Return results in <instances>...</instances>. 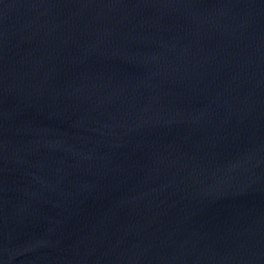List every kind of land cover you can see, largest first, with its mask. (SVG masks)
I'll return each mask as SVG.
<instances>
[{
  "label": "water",
  "instance_id": "1",
  "mask_svg": "<svg viewBox=\"0 0 264 264\" xmlns=\"http://www.w3.org/2000/svg\"><path fill=\"white\" fill-rule=\"evenodd\" d=\"M0 264H264V0H0Z\"/></svg>",
  "mask_w": 264,
  "mask_h": 264
}]
</instances>
